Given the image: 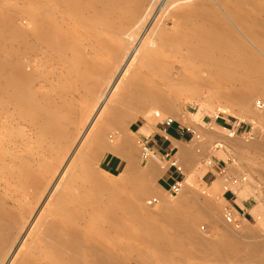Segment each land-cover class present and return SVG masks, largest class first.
Here are the masks:
<instances>
[{"label":"bare ground","instance_id":"1","mask_svg":"<svg viewBox=\"0 0 264 264\" xmlns=\"http://www.w3.org/2000/svg\"><path fill=\"white\" fill-rule=\"evenodd\" d=\"M24 1H25V5L21 6V11L25 12L26 15L28 16V25H29L28 29L25 30V29L14 28L11 26L10 17L0 16L1 18L0 19V95L4 92L5 93L7 92V98L9 100V105L14 110H16L15 108H17V112L19 114L18 117L21 121H24L26 117H29V116L34 117L33 121L31 120L29 124L35 126L37 133L40 136L45 137L47 139V142L42 146L41 154L39 152L37 153L38 158L35 163L36 165H35L34 171L31 170V168H25L16 174V177L18 178L17 181L21 184L22 194L27 193V195H29L32 198V200L35 198L39 199L40 195L39 197H36V196H38V192L40 193L43 190L42 194L44 196L43 192L46 190L47 186L50 185V183H52V180L49 182L48 181L49 178L44 177V175L46 174L50 175V172L52 173V168L53 166H55L58 157H59L58 161L60 160L61 155L59 154V152H61L62 150L60 151L61 148L59 147L60 145L62 146L63 144L62 141L66 140V137L69 136L70 128H72L71 127L72 125L74 127V124L75 126H79V124H81V121L79 120L80 121L79 124L77 123L76 125V121L78 122V120L76 119L80 118L82 120L85 114L89 113L87 112L88 110L91 112V115H90L91 118H89L86 115L87 119L85 118V120L87 122L82 125V127L83 126L84 127L82 130H80L81 132L78 138H76L77 136L75 137L77 139L76 141L77 144L75 147L76 149H74L71 154L69 153L70 156L68 160L65 158V160H67L65 161L66 163L64 162V160L62 159L60 160V162L62 161L65 164L63 167L61 166L63 164L60 165L62 169L60 168L61 171L60 172L58 171L59 174L57 175V179L54 180L53 184L49 188L50 190H48L46 194V199L48 198L49 200L47 201V204H44V206L46 205L45 208H42V206L38 208V210L45 209L46 212L50 213L52 211H55V209H59L61 207L63 216L61 218H55V219L50 220V219H47L42 214H39L38 210L36 211V213L34 212L35 210L33 211L35 214H38V215H36L35 217L34 216L32 217L31 225H32L34 234L37 236L39 241L42 243V247L38 251V255H37L39 259V264H121L123 263L121 262L122 260L121 256L123 255L125 258H128V256L126 257L124 255L125 251L130 252L132 251V249L125 250L124 248H122L121 246L122 244L120 243V240L115 238V236L113 235L107 236V237L104 236L105 239L103 240L102 238L105 232L102 229H98L99 227H97L98 230H95L93 233H91L90 231L91 227L88 225L86 221L87 219L85 220L82 217L81 212L77 211V209H75L76 211L73 210L72 206L68 208L66 205L64 197H68V195L70 196L71 194L70 190H67L69 186L68 183L73 182L70 180L73 179L72 177L74 173H77L80 170L78 166H80L82 169L83 168L88 169L89 167V165H86V164L83 166H81L82 164L80 165V162L82 161V155L81 153H79L80 151L77 150L78 149L77 147H79L80 144L82 145V142L85 143L86 145L87 144L89 145L90 143L91 145L94 144L93 141L95 140L92 141L93 143L90 142L92 139H94V137H92L91 135H94L95 138L96 137L102 138L101 137L102 135L100 134L103 132L104 127L107 125H109V127L110 126L112 127L115 124V121L118 120L119 118L120 119L122 118L123 120H125V117L128 114V111L131 110L130 107L132 105L134 104L136 105L137 103L141 104V102L145 104H150V106H151V103L152 104L159 103L161 105L165 103L163 101L162 95L159 94V91L158 93L157 91L154 92L155 90L153 91L152 89H150L149 88L150 86L145 87L143 86V84L141 85L139 84L142 77L140 76L138 77V75H136L137 76L136 79H133L134 82L133 83L130 82V84H133L131 89H129L130 87L129 88L127 87L128 84H125V81L128 80L126 77L128 76L129 71H133V70H130L131 66L134 65L138 56L141 53L143 54V50H142L143 48L142 49L140 48L143 42L146 40L148 35L150 36L152 33L153 34L155 33L153 32L154 30L160 31L158 27L165 26L166 18H169V17L170 18L175 17L176 19L179 18L181 22L186 24L184 28L188 26L187 30H190L189 33L191 34L186 32L187 34L191 35V37H199L200 39H202V41L200 40L201 42L197 41L196 47L192 46L191 50H186L184 48L187 51V53L183 61L187 62L188 60H191V61L193 60V61H197V64L195 62V65L192 66V69L188 72L187 75L183 73L181 74L180 72V73H177L174 79H171V80L176 81L177 84H182L184 86L191 85L192 88L194 87L195 89L206 87L207 89L215 88L217 90H220L228 85L231 87V89H228V90L226 89L224 91H218L219 96L227 99V101L235 100L236 103H234L233 105L237 104V106H239L238 104H240V108L241 106L243 108L244 106L246 107V106H249L250 104H251L250 106H252V103H253L252 100H254L253 98L255 97L257 98V96L259 98L264 94L263 88L256 89L253 86L254 83L264 85L263 84L264 78L262 77L264 72L261 73V75H259L260 74L259 73L255 77L254 75L252 76L253 69L257 68V70L258 69L261 70L260 72L264 71V60L262 62L256 56L258 55L260 56V58L264 59V19H262L264 18V0H250L249 3H245L243 0H192L190 1V3H186L188 2L186 0V2H182L183 5L182 3H178L179 1L177 2L175 1L176 4L172 6H169L170 4L169 5L167 4L168 0H102V2L100 3L99 1L97 2L98 5L96 6L97 8L95 9H92V5H91L92 2H90L91 4L89 5L87 4L89 0H83V1H86V3L84 2V4L80 2L81 0H24ZM169 1L171 2V0ZM104 15H108V21L106 23V28L99 35L91 34L92 28L94 26L93 22L96 19H100ZM55 17H57L58 20H55L56 19ZM194 18L197 19L199 22L201 20H204L205 18L214 19L216 21L217 26L214 25L216 27L213 29H206V27L203 28L199 26H196L197 28L193 27L192 19ZM197 20H194V21H197ZM202 23L203 22H201V24ZM210 24H213L212 21ZM9 26H11L12 28H10ZM177 26L179 28V25ZM176 28L177 27H175V29ZM159 31L158 33H156V35L159 34ZM179 31L180 30H178L177 33H180ZM32 35L36 37L37 45H40L41 47L46 46L49 49V53H51V56H52V67L47 70L42 69L37 74L36 78L34 74L28 69L27 65H23L20 62V58L22 57L23 54H25L26 52L32 51L33 45L31 41L29 40V36H32ZM152 36H150V38H152ZM84 37L87 38L88 40H83ZM165 37H167V35ZM171 39H172L171 41L174 40L173 38ZM194 39L195 38H193V40ZM160 42H163V41H160ZM243 43L251 47V50L253 46H256L257 49L254 48L253 53H252V51L248 49L249 47L247 48V46H245ZM83 45H86L87 49L92 50L93 54L90 55L86 53V51L82 49ZM152 45L154 44H151L150 46ZM193 47L195 48L193 49ZM177 48L178 47H176L175 50ZM140 50L142 52H140ZM165 56H166V51L159 48L158 50H154L152 52V57L150 58V60H148L144 64L142 63L143 72L145 73L147 72V74L151 73V75L157 78L155 82L151 79L154 83L158 82V84L160 83L165 84V82H167L168 79L170 80L171 75L174 74V71L177 72V68H178L177 65L179 64L181 65L182 63V61L180 60H178L177 62H172V63L170 62L166 64L162 63L161 61L164 60ZM187 63L189 64V62ZM182 67H184V65ZM10 70L13 71L14 74L7 75V71H10ZM137 70H141V69H137ZM161 70H163L164 72L163 73L160 72ZM147 74L145 75L147 76ZM200 75H203V78ZM35 81H40L42 83H45L46 84L45 90L36 91L33 87V84ZM173 81L172 83H174ZM54 82H56L58 86H55L56 83ZM146 84H147V81H146ZM174 84L176 86V83ZM152 85L153 84H151V88L155 86V85L154 86ZM256 86H260V85H256ZM212 91L214 92V90ZM195 94L196 92H194V95ZM16 95H20V96L16 97ZM236 100L238 101V103ZM262 101L264 103V99ZM77 102H79L80 105L79 103L77 104ZM139 104H137L138 107H139ZM76 105H79V107H76ZM140 106L143 107V105H140ZM87 107L89 109H87ZM134 109L135 107L133 108V110ZM248 111L250 110H247L246 112ZM251 111L253 110L251 109ZM116 123L117 125L118 123L119 125L121 124L120 122H117V121ZM88 133L89 134L92 133L91 135H89L91 137L89 139L90 143H88V140H87V143L84 142L85 138H89V137H86ZM71 138L73 139V137ZM100 138L98 139L100 140ZM125 142H120V144H124ZM85 144L83 145L84 147H85ZM120 144L116 148L108 149L107 152L118 158H122L123 160H125L126 163H125L124 169L121 172V178H122V182L127 184L126 182L129 181L128 180L129 178L132 179V176H138L139 174L136 173L138 171H135L136 170L135 169L136 166L134 163L135 158L132 159L133 158L132 155L134 154V153L132 154V150H131L132 148L126 149L124 148L125 146L121 147ZM68 145L70 147V143ZM124 145H126V143ZM71 146H72V143H71ZM83 146H81L82 151H84ZM66 147H67V144H66ZM63 148L65 149L64 146L62 147V149ZM121 148H124V149L122 150ZM97 149H99V147ZM97 149H95V151ZM68 150H71V149H68ZM75 150L79 151L78 152L79 154H77L76 156L74 153ZM95 151L93 150V152ZM67 155L68 153L66 154V156ZM73 155L76 158H72ZM95 156L97 155L95 154ZM7 157L8 158H7V165H6L5 173H6L7 178L12 180L14 176V171L16 168V161H15L16 156H15V151L13 147L8 149ZM55 171H56L55 173L57 174L56 168H55ZM79 173L81 174V172H78V174ZM142 173L144 172L142 171ZM131 174L132 176L128 177V175H131ZM41 175L43 176V179H41L42 178ZM64 175L66 176L64 177ZM62 178H63V181H62ZM29 182L32 185H28ZM100 187H104V186L100 185ZM212 188L210 189L212 190ZM66 191H69V193L67 194V196H64V192ZM112 194H113L112 197L117 198L119 200L120 198H122L120 194L123 195L122 193L118 191H113ZM190 196H191V193H190ZM105 197H107V195ZM69 198H72V197H69ZM126 199L124 198L123 200H126ZM40 200L42 201V199ZM40 200L38 201L37 205H39ZM104 200H106V198ZM115 200L116 199H114L113 201L115 202ZM127 201H124V202L121 201L119 203L120 205L122 204V206H125L129 209V210L125 209L127 215H129L132 219L134 215L136 216V214L143 215L142 211L141 213H139V210L141 209H138L137 207H136L137 209L133 208V205H132L133 202L131 203ZM36 203L37 202H35V204ZM152 203H154L153 200H152ZM70 204L68 205L70 206ZM97 204H100V202H98ZM94 207L92 206V209ZM108 207H111V205ZM209 207H207L208 209H206L205 211L207 214V219L209 217L210 218L209 220H211L212 222H215L214 220L216 216L214 218V214L211 209L212 206L210 207V209ZM84 208L86 209L87 207H84ZM115 209L113 206V210ZM97 210L98 208L95 211ZM111 210H112V207H111ZM95 211H91V212H95ZM30 213H32V211L30 212L29 210L25 211L23 206H21L20 210L18 211L14 210V207L13 209L7 211L4 205L0 203V264H34L35 256L31 252V250H29L30 248L25 245L24 240H23L24 239V230H23L24 228L22 224V216L25 214L30 215ZM104 213L106 215V210ZM116 215L115 216L114 214L113 216L109 215V217L111 216V218L106 219V220H109L108 225L111 228V231L109 232L114 235L120 234V232L127 226L132 227L133 226L132 223L135 224V223H138L139 221L140 222L142 221V223L144 222L146 223V225L148 224L145 220L138 221L134 219V221L136 220V222L134 221L132 222L131 220L128 223V225L125 226V224L120 223V221H118V219L116 218ZM137 216L139 217V215ZM164 216L165 214H163L162 217ZM107 217H108V213H107ZM138 217L137 219L141 218V217L139 218ZM162 217H159V220ZM90 219L94 220V218L93 219L90 218ZM168 219L170 220L169 217ZM97 220H96V223L99 222V220L98 221ZM119 220H120V217H119ZM80 222H82L81 225H80ZM169 222H171V220ZM105 223H104V226H105ZM144 223L142 225H144ZM94 225L96 224L94 223ZM262 225L263 223H260L256 231H254L253 234L248 236V239L250 240V238H252V241H255V244L252 245L253 247L250 249L251 251L249 250L250 252H252L250 253V255L251 254L255 255L257 258H259L258 259L259 262L264 264V234H262V231H261ZM147 227L149 226L147 225ZM152 227L157 228L155 226H152ZM182 227H183V224H182ZM142 229L141 231L145 230V229L143 230ZM146 230H150V227L148 229L146 228ZM22 231H23V234H21ZM226 231L228 232L229 230L226 229ZM226 231H224V233H226ZM191 232L193 233L194 231H191ZM123 233H126V232H123ZM157 233H155V235H157L158 237L159 235ZM185 233H187V231ZM181 234L182 233H180V238H181ZM138 235L139 233L137 234V236ZM142 236L143 235H141V238ZM152 236L153 235H151V238ZM160 236H163V235L161 234ZM128 237H129L128 238L129 240L133 241L132 235ZM243 237H245V235ZM178 238H179V235H178ZM200 238L201 237H199L198 239ZM142 239H145V237H143ZM149 239L150 238H148V241ZM170 239H171V235H170ZM165 240L166 242L169 241V240L167 241V238H165L163 241L158 240V242L160 241L162 245L165 247V245L168 244L166 243L164 245ZM183 240H185V238ZM154 241H156V238ZM195 241L196 242L198 241L197 236H196ZM230 241H233V240H230ZM152 242L153 240L151 241V245H152ZM156 242H154L153 244H155ZM198 242L199 244H197ZM198 242L196 243L197 246L193 243L195 247H199L198 245H201L200 243L201 241H198ZM224 243H226V241ZM173 244L175 245L178 244V246H180L179 245L180 242H176V243L174 242ZM220 244H222L221 241H220ZM247 244L249 243L247 242ZM170 245L172 244L170 243L169 246ZM175 245H172V246H175ZM123 247H126V246H123ZM178 248L180 247H177V249ZM201 248L204 249V246L201 245ZM156 249L158 250V248ZM160 249L158 250V252L161 251ZM181 249H184V248L182 247ZM223 249H225V246ZM185 252L186 251L184 250V253ZM173 253L175 254V252ZM222 255L220 256L222 257ZM168 256H172V255H168ZM178 257L180 258V256ZM141 259L142 258H140V260ZM150 261L151 260H149V264L151 263ZM168 261H171V260L169 259ZM178 261L179 260H177V262ZM249 263H251V261Z\"/></svg>","mask_w":264,"mask_h":264},{"label":"rangeland","instance_id":"2","mask_svg":"<svg viewBox=\"0 0 264 264\" xmlns=\"http://www.w3.org/2000/svg\"><path fill=\"white\" fill-rule=\"evenodd\" d=\"M98 1L99 3L102 2V0H95V1L89 0L87 4L89 5L91 4L90 2H92L91 4L92 9H95L97 8L96 6L98 5L97 3ZM175 1L176 2L179 1L178 3L186 2V0H173V1L171 0V2L168 0L167 4L168 5L170 4L169 6H172L176 4ZM187 1L188 2L186 3H190V1L192 0H187ZM243 1L245 3L250 2V0H243ZM80 2L82 4H84V2L86 3V1H83V0H81ZM22 5H25L24 0H0V16L10 17L12 27L26 30L29 27L28 16L26 15L25 12L21 11ZM55 18H56L55 20H58L57 17ZM174 18H170V17L166 18V25L158 27L160 29V31L158 30L159 34L156 35L158 31L154 30L153 32L155 33L154 34L152 33L153 36L152 34L150 35L152 36V38H150V36L148 35V37L144 41L146 43L143 42V44L140 47L141 49L143 48L142 49L143 54L141 53L138 56L134 65L131 66L130 70H133V71H129V74L126 77L128 79L127 80L128 82L125 81V84L129 85V86L127 85V87L128 88L130 87L129 89H131L133 84H130V82L131 83L134 82L133 79H136L137 77L136 75H138V77L139 76L142 77L139 84L140 85L143 84V86L145 87L150 86L149 88L152 89L153 91L155 90L154 92L157 91L158 93L159 91V94L162 95L163 101L165 102L164 104H162L163 107L159 103L157 104L151 103V106H150V104H145L141 102V104L137 103L139 104V107L137 106V104L136 105L134 104L130 107L132 111L131 110L128 111V114H127L128 116L126 115L125 120H123L122 118L121 119L123 121L120 118H119L120 121L119 119L116 120L117 122L121 123L120 125L119 123L117 125L115 121V124L112 127L111 126L109 127V125H107L108 127L105 126L106 128L104 127L103 132L100 134L102 135L101 136L102 138L96 137L97 138L96 139L94 135H91L92 133L91 134L88 133L86 135V137H89V138H85L86 141L84 140V142L87 143V140H88V143H90L93 140H95L93 142L96 145L94 144L91 145L90 143L89 144L90 146H89L88 144L86 145L85 143L82 142V145L80 144L79 147H77L78 148L77 150H79L80 152L76 150L74 151L75 156L79 153H81L82 155V161L80 162V165L82 164L81 166H83L86 164V165H89V167L88 169H84V168L82 169L80 166H78V168H80L78 172H81V174L80 173L78 174V172L74 173L72 177L73 179L70 180L73 182L68 183L69 186L67 190H70L71 194L70 196L68 195V197H64L66 205L68 208L72 206L73 210L77 209V211L81 212L82 217L85 220L87 219L86 221L88 225L91 227L90 228L91 233H93L95 230L102 229L105 232L102 238L103 240L105 239L104 236L107 237V236L113 235L115 236V238L120 240V243L122 244L121 245L122 248H124L125 250L132 249V251L130 252L125 251V254L122 253L126 257L128 256V258H125L122 255L121 262L123 263L121 264H125V263L126 264H146V263L149 264V260H151L150 264L152 263L153 264H166V263L168 264H215V263L216 264H247V263L248 264H259L261 263L258 260L259 258H257L255 255H252V254L250 255V253H252L250 252L251 251L250 249L253 247L252 245L255 244V241H252V238H250L251 240L250 241L248 239V236L253 234L254 231H256L260 223H263L261 231H262V234H264V116H263L264 115V103L262 101L264 99V94L259 98L258 96L257 98L255 97L256 99L253 98L255 101L254 100L252 101L255 104L252 103V106H250L251 104L246 107L244 106L243 108L241 106L242 108L241 109L240 104H238L239 106H237V104L233 105L234 103H236L235 100L227 101V99L218 95V91H224L226 89L227 90L231 89V87L228 85L220 90H217L215 88L207 89L206 87L195 89L194 87L192 88L191 85L190 86L185 85L186 86L185 87L184 85L177 84L176 81L171 80V79H174L177 73H180V72L181 74L183 73L187 75L188 72L192 69V66L195 65V62L197 64V61L192 60L193 61L192 62L191 60H188L187 61L189 62L188 64L187 62H184L183 60H184V57H186V53H187L186 50H191L192 46L196 47L197 41H200V40L202 41V39H200L199 37H191V35H189L191 34L189 33L190 30H187L188 26H186L187 28L185 27L186 28L185 29L184 26L186 24L181 22L179 18H177L178 20ZM194 20H197V19L195 18L192 19L193 27L199 26L203 28L206 27V29H213L217 26L216 21L214 19L205 18L204 20H201L200 22L198 20H197L198 22ZM107 21H108V15H104L100 19H96L93 22L94 26L92 28L91 34H94V35L101 34V32L106 28ZM211 21L213 24H210ZM201 22L203 23L201 24ZM206 23L209 25H207ZM177 25H179L180 29L178 28ZM11 26L9 27L12 28ZM175 27L177 28L175 29ZM178 30H180L179 32L182 35L180 33H177ZM186 32L189 34H187ZM166 35L167 37H165ZM171 38H173L175 41L178 38L180 40L178 39L175 42L174 40L171 41L172 40ZM193 38H195L194 40L196 42L193 40ZM164 39L167 43L164 41ZM29 40L31 41L33 45L32 51L26 52L25 54H23L22 57L20 58V62L23 65H27L28 69L34 74L36 78L37 74L42 69L47 70L52 67V56H51V53H49V49L46 46L41 47L40 45H37V39L35 36L33 35L29 36ZM83 40H88V39L84 37ZM160 41H163V42H160ZM168 41L172 42L173 45L172 43ZM151 44H154V45L150 46ZM243 44L247 46V48L249 47L245 43ZM176 47L178 48L175 50ZM195 47H193V49ZM159 48L166 51V56L164 57V60H162L163 58L161 59L162 63L166 64L169 62L170 63L177 62L178 60L182 61L181 65L180 64L177 65L178 66L177 72L174 71V74L171 75L170 80L168 79L167 82H165V84L160 83L161 85L158 84V82L154 83L157 78L151 75V73L147 74V72L146 73L143 72V68H142V65L146 63L148 60H150V58L152 57V52L154 50H158ZM254 48H256V46H253L252 50H251V47H249L248 49L252 51L253 53ZM82 49L85 50L86 53L90 55L93 54V51L87 49L86 45H83ZM169 50L171 52L172 51L175 52L176 54L173 52L171 53ZM140 52L142 51L140 50ZM256 56L259 58L260 61L263 62L264 59L260 58V56L258 55ZM183 65L184 67H182ZM179 67H181L182 70ZM137 69H141L142 71L137 70ZM138 71L140 72V74ZM260 71L261 70L260 69L257 70V68L253 69L252 76L254 75L255 77L259 73H260L259 75H261V73L264 72V71L262 72ZM160 72L163 73L164 71L161 70ZM144 73L147 74V76ZM12 74H14L13 71L11 70L7 71V75H12ZM200 76L203 78V75H200ZM262 77L264 78V73ZM146 81H147V84H146ZM172 81L176 83V86L174 83H172ZM151 84H153L152 86L154 85L155 86L151 88ZM255 84L256 83H254L253 86L256 89H260V88L264 89L263 87L264 85L257 83L256 85H260V86H256ZM162 85L163 86L165 85V86L163 87ZM55 86H58V84L56 83ZM33 87L36 91H44L46 84L40 81H35L33 84ZM210 89L214 90V92ZM194 92H196L195 95H194ZM19 96L20 95H16V97H19ZM78 103L79 102H77V104ZM79 105H76V107H79ZM140 105H143V107H141ZM134 107H135L134 109L135 111L133 110ZM15 109L16 110H14L9 105V100L7 98V92L2 93L0 95V203L4 205L7 211L13 209V207H14V210L18 211L20 210L21 206L24 207L25 211L26 210H29V212L32 211L30 215L25 214L22 216V224L24 228L23 229L24 230L23 240H24L25 245L30 248L29 250H31V252L35 256L34 264H39V259L37 255H38V251L42 247V243L39 241V239L33 232V228L31 225L32 217L33 216L35 217L36 215H38L35 213L40 206H42V208H45L46 205L44 206V204H47V201L49 200L48 198L46 199V194L48 190H50L49 188L53 184L54 180L57 179V175L59 174L62 167L66 163L65 161L69 159L70 154L73 152L74 149H76L75 148L77 144L76 138H78L81 132L80 130H82L84 127V126L82 127V125L87 122L85 118L87 119V116L91 118L90 117L91 112L89 110L88 111L86 110L89 113H86L84 118L82 117L83 121L80 118L76 119L78 120V122L75 120L76 125L77 123L79 124L80 121H81V124H79V126H75V124H74V127L73 125L71 126L72 128H70L69 136L66 137V140L62 141L63 144L62 146L60 145L59 147L61 148L60 151L62 150L61 152H63L64 150L63 153L65 156L61 152H59V154L61 155V157L63 156L62 158L60 157V160L61 159L64 160L65 163L62 161L60 162V160L58 161L59 159L58 157L55 166H53L52 168V173L50 172V175H47V174L44 175V177L49 178L48 180L49 182L52 180V183L48 185L49 184L48 182L47 184L48 186L46 190L43 192L44 196L42 194V191H43L42 190L40 193L38 192V196H36V197H39L40 195V198L39 199L35 198L32 200V198L29 195H27V193L22 194L21 184L17 181L18 178L16 177V174L25 168H31V170L34 171V168L36 165L35 163L38 158L37 153L39 152L41 154L42 146L47 142V139L45 137L40 136L37 133L35 126L29 124L31 120L33 121L34 119L33 116L26 117V119L24 120L25 122L21 121L18 117L19 114L17 112V108ZM87 109L89 108L87 107ZM251 109L253 111H251ZM247 110H250L251 112L250 111L246 112ZM133 111L135 114L133 113ZM167 120H171L174 124L182 126V129L186 131L185 142L182 144V152L184 153V156H182V167H183L182 169L185 173L182 176V189L180 193H178L177 195H172L168 191H162L161 189L157 187L158 171L160 169L162 170V167L167 166L168 162H164L165 160L163 159V157L154 156V154L152 155L151 151L149 150H148L149 156L146 159H144L142 156L144 147H142L141 144L137 142L135 138V134L130 132V129L132 126L143 124V125H148L149 127L154 126V125L158 127L159 125H162ZM71 131L74 133V135L76 133V135L74 136ZM89 135L94 137V139L90 141L89 139L91 137ZM71 137H73L74 140ZM98 138H100V140ZM120 142H125L126 145H124L125 143L120 144ZM69 143H70L71 148L68 145ZM71 143H72V146H71ZM66 144H67V147L69 148L66 147ZM84 144H85V147L83 146ZM119 144L121 145V147L125 146L124 148L126 149L132 148L131 149L132 154L134 153L132 155L133 157L132 159L135 158V161H134L135 166H136L135 171H138L136 173L139 174L138 176H132V174L128 175V177L132 176V179L127 178L129 180L128 182H126L127 184L123 183L122 178H121V172L124 169L126 162H122L118 164V166L116 167L109 166V163H108V161L110 160V156H109L110 153L107 152L108 149L116 148ZM63 146L65 147V149L64 148L62 149ZM81 146L84 147V151H82ZM11 147L14 148L15 156H16V159H15L16 168H15L14 176L12 180L8 179L5 173V169L7 165V158H8L7 152H8V149H10ZM98 147L102 151L97 149ZM100 147H102L104 150ZM94 148L97 149L98 151L97 150L95 151ZM124 148H121V149L123 150ZM68 149H71L72 151ZM93 150L95 152H93ZM67 153L68 155L66 156ZM95 154L97 156H95ZM151 155L153 157H151ZM75 156L73 155L72 158H76ZM65 158L67 160H65ZM159 166H162V167H159ZM55 168L57 169V174L55 173L56 172ZM142 171L144 173H142ZM65 176L66 175H64V177ZM137 178L139 179V181ZM41 179H43V176ZM62 181H63V178H62ZM28 185H32V184L29 182ZM100 185L104 187H100ZM210 188H212V190ZM113 191H118L122 193L123 195L120 194L122 198H120L119 200L117 198L112 197L113 194H115V193L112 194ZM66 192H64V196H67V194L69 193V191H66ZM190 193H191V196H190ZM106 195L107 197H105ZM69 197H72V198H69ZM105 198L106 200H104ZM124 198L125 199L127 198V199L123 200ZM40 199H42V201ZM114 199H116L115 202L113 201ZM39 200H40L39 205H37ZM127 200L131 203L133 202L132 204L133 208L137 207L138 209H141L139 210V213H141L142 211L143 215L136 214V216L134 215L133 219L129 215H127L126 210L128 208L125 206H122V204L121 205L119 204L121 201L124 202ZM152 200L154 203H152ZM35 202L37 203L35 204ZM70 202L72 205L70 204ZM98 202H100V204H97ZM68 204H70V206ZM93 204L95 205V207ZM110 205L112 207V210H111V207H108ZM112 205L114 206V209L116 208L115 210H113ZM78 206L80 209L78 208ZM92 206L94 207L93 209H92ZM209 206L210 207L212 206L211 209L213 211L214 218L216 216L214 220L215 222H212L211 220H209L210 219L209 217L207 219V214L205 211L206 209H208L207 207ZM84 207H87V208L85 209ZM97 208L98 210L95 211ZM90 210L95 211L97 213L91 212ZM99 210L100 212L101 211L102 212L100 213ZM105 210H106V215L104 213ZM118 210H120L121 213ZM226 212H229L231 214L234 221H236L235 224L226 222L225 217H224ZM38 213L42 214L43 216H45L47 219H50V220L55 219V218H61L63 216L61 207L59 209H55V211H52L50 213L46 212L45 209L38 210ZM107 213H108V217H107ZM113 214L114 216L117 214L116 218L118 219V221H120V223L125 224V226L128 225V223L131 220L133 222L134 219L138 221L145 220L148 223L147 225L150 227V230H146V228L147 229L149 228L147 227L146 223L143 222L144 225H142L143 224L142 221L141 222L139 221L138 223H135L136 225L132 223L133 225L132 227H129V226H127L128 228L125 227L126 229L124 228L120 232V234L114 235L109 232L111 231V228L108 225L109 220H106L107 218L110 219L111 216H113ZM163 214H165L164 217H162ZM109 215L111 216L109 217ZM137 215H139V217L141 218L137 219L138 217ZM119 217H120V220H119ZM159 217H162V218L159 220ZM168 217L170 218L171 222H169L170 220L168 219ZM90 218L92 219L94 218V220L98 219L99 222L96 223V220L94 221V220H91ZM136 220L134 222H136ZM91 221L93 224L91 223ZM103 222L104 223L106 222L105 226ZM94 223L96 225H94ZM81 224L82 222H80V225ZM101 224L103 227L101 226ZM182 224H183V227H182ZM151 225L157 228H154ZM97 227L99 228L97 229ZM142 228L145 230H143ZM224 228L228 229L229 231L227 232L226 229ZM141 229L143 231H141ZM190 230L195 232V233L193 232L194 235ZM186 231L188 234L185 233ZM224 231H226L227 234L224 233ZM245 231L247 234L245 233ZM123 232H126V233H123ZM179 232L182 233L181 238H180ZM135 233L137 234L139 233V235L137 236V234ZM155 233H157L159 236L157 237ZM159 233H161L163 236H160L161 234ZM164 233L165 234L168 233L166 234L167 236ZM21 234H23V231ZM129 234L132 235L133 241L128 239L129 238L128 236H130ZM140 234L143 235L142 238L145 237V239H142ZM169 234L171 235V239H170ZM151 235H153L154 237L152 236L151 238ZM178 235H179V238H178ZM244 235L245 237H243ZM196 236H197V240L201 241L200 243L201 245L204 246L205 251L203 248H201V245H198L199 247H195L196 243L198 242V241L197 242L195 241ZM134 237L136 238L139 237V238L136 239ZM199 237H201L200 238L201 240L198 239ZM148 238H150L149 241H148ZM155 238L157 242L158 240L163 241L165 238H167V241L169 240L170 242L169 241L166 242V240L164 241V245L168 243L165 245L166 247L165 248L160 241L158 243L154 241ZM184 238L185 240H183ZM152 240H153L152 245H154L155 247L151 245ZM230 240H233V241H230ZM220 241L222 244H220ZM223 241L224 242L226 241V243H224ZM239 241L241 244L239 243ZM154 242L156 243L153 244ZM174 242L175 243L180 242L179 244L180 246H178V244L177 245L173 244ZM247 242L249 244H247ZM170 243L175 246H172V245L169 246ZM197 244H199V242ZM123 246H126V247H123ZM159 246L161 247V249ZM224 246H225V249H223ZM177 247H180V248L177 249ZM182 247L184 249H181ZM156 248H158V250L160 249L161 250L160 252L162 253L158 252ZM184 250L186 251L185 253H184ZM173 252H175V254ZM166 253L172 256H168ZM180 253L182 254V256ZM220 255H222V257ZM145 256L148 258H146ZM178 256H180V258ZM224 256L226 259L224 258ZM138 257L142 259L140 260V258ZM169 259L171 261H168ZM177 260H179L180 263L179 261L177 262ZM250 261L251 263H249Z\"/></svg>","mask_w":264,"mask_h":264},{"label":"crops","instance_id":"3","mask_svg":"<svg viewBox=\"0 0 264 264\" xmlns=\"http://www.w3.org/2000/svg\"><path fill=\"white\" fill-rule=\"evenodd\" d=\"M130 132L135 134L137 142L151 151L152 155L163 157L164 162H168L167 166H159L162 170H159L157 174V187L162 191H168L169 186L174 182L182 184V176L185 173L182 169V156H184L182 144L186 138V131L182 129V126L174 123L170 126L162 124L158 127L139 124L132 126ZM109 156V166L116 167L125 162L112 154Z\"/></svg>","mask_w":264,"mask_h":264},{"label":"built area","instance_id":"4","mask_svg":"<svg viewBox=\"0 0 264 264\" xmlns=\"http://www.w3.org/2000/svg\"><path fill=\"white\" fill-rule=\"evenodd\" d=\"M173 122L171 120L165 121L163 124L166 126H170ZM143 158L146 159L149 156L148 150L146 148H143ZM182 188L181 182H174L171 186H169L168 192L172 195H177L180 193V190ZM225 220L227 223L235 224L236 221L232 218L231 214L229 212H226L225 215Z\"/></svg>","mask_w":264,"mask_h":264}]
</instances>
